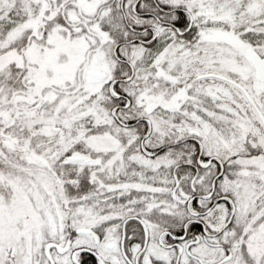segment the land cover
<instances>
[{
  "label": "snow or ice",
  "instance_id": "6c2138e0",
  "mask_svg": "<svg viewBox=\"0 0 264 264\" xmlns=\"http://www.w3.org/2000/svg\"><path fill=\"white\" fill-rule=\"evenodd\" d=\"M0 264H264V0H0Z\"/></svg>",
  "mask_w": 264,
  "mask_h": 264
}]
</instances>
